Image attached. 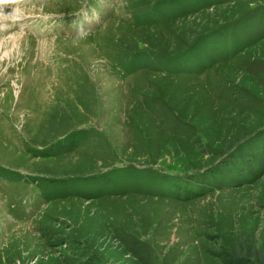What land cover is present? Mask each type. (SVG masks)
I'll return each instance as SVG.
<instances>
[{
    "label": "rangeland",
    "instance_id": "rangeland-1",
    "mask_svg": "<svg viewBox=\"0 0 264 264\" xmlns=\"http://www.w3.org/2000/svg\"><path fill=\"white\" fill-rule=\"evenodd\" d=\"M13 1L0 264H264V0Z\"/></svg>",
    "mask_w": 264,
    "mask_h": 264
},
{
    "label": "trees",
    "instance_id": "trees-1",
    "mask_svg": "<svg viewBox=\"0 0 264 264\" xmlns=\"http://www.w3.org/2000/svg\"><path fill=\"white\" fill-rule=\"evenodd\" d=\"M258 254H260V253H258ZM252 255H256V254H253V253H252ZM256 257H258V258H257L258 261H262V255H260V256L257 255ZM242 258H243V257H241V258H237V260H238V261H243Z\"/></svg>",
    "mask_w": 264,
    "mask_h": 264
},
{
    "label": "bare ground",
    "instance_id": "bare-ground-1",
    "mask_svg": "<svg viewBox=\"0 0 264 264\" xmlns=\"http://www.w3.org/2000/svg\"><path fill=\"white\" fill-rule=\"evenodd\" d=\"M11 42V41H10Z\"/></svg>",
    "mask_w": 264,
    "mask_h": 264
}]
</instances>
